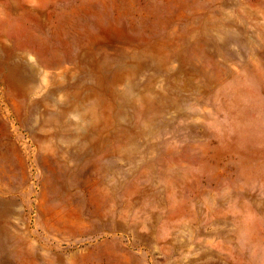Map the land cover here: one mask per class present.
I'll return each instance as SVG.
<instances>
[{
	"label": "rangeland",
	"instance_id": "1",
	"mask_svg": "<svg viewBox=\"0 0 264 264\" xmlns=\"http://www.w3.org/2000/svg\"><path fill=\"white\" fill-rule=\"evenodd\" d=\"M0 264H264V0H0Z\"/></svg>",
	"mask_w": 264,
	"mask_h": 264
}]
</instances>
